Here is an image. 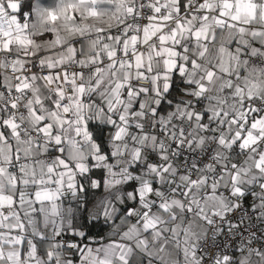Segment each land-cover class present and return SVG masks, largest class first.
Returning <instances> with one entry per match:
<instances>
[{"label":"clouds","instance_id":"9594fccd","mask_svg":"<svg viewBox=\"0 0 264 264\" xmlns=\"http://www.w3.org/2000/svg\"><path fill=\"white\" fill-rule=\"evenodd\" d=\"M21 2L27 3L28 0ZM189 2L193 8L199 7V0ZM256 2L264 6V0ZM138 5L139 0H111V6L104 10L102 16L82 21L90 26V31L85 32L83 38L66 31L63 20L47 26L48 29H57V34L64 42L63 48L56 46L54 41L49 42L47 29L43 36L39 35V25L33 29L36 21L34 18L29 19L32 14L26 12L24 22L28 23L30 32L38 33L35 39L39 48L33 46L25 50L14 47L13 52L21 59L26 51L37 52L35 59L42 58L47 63L50 58L54 65L53 71L59 69L62 73L71 55L67 49L73 44L77 51L84 48L85 57L97 50L102 51L104 42L115 49L117 41L107 40V36L122 35V25L132 21V17L126 15V9ZM5 11L8 9L5 8ZM183 19L182 15H174L171 21L161 25V31H157L156 27L159 22L152 21L153 27L149 29L148 35H155L156 39L151 40L145 48L142 38V46L137 49V54L141 51L147 54L153 44L158 48L165 47L160 44L159 37L166 36ZM262 23L257 19L252 26L255 28ZM97 29H103V35L97 34ZM223 32L227 36L228 30L223 29ZM90 42H95V46H90ZM152 55L150 71L143 68L141 71L144 74L139 75L135 65L131 69L125 67L111 78L113 83L109 84L106 80L95 93L86 92L88 99L79 100L68 113L55 109L60 120L50 115L52 109H47L44 114L49 116L52 123L49 135H42L38 131L39 121L26 114L20 120V136L10 134L7 140L0 137V166L4 168V173L0 174V192L10 197L16 195L9 180L11 164L24 169L25 175L21 179H29L35 169L36 181L44 178L54 181L41 187L58 194L53 201L44 205L47 209L55 204L58 215L47 216L39 228L33 220L31 226L21 229L19 235L27 242L28 252L23 258L14 255L13 264H50L51 260H55V264H89L98 255L96 248L100 249L99 254H103L108 264H121V254L128 257L136 255L138 259H143L144 264H205L206 258L208 264H264V160L260 159L264 157V139L255 142L249 140L247 146L239 147L233 144V140L236 139L235 133L241 129L231 123L233 115L240 119L245 111L242 99L253 107L257 99L264 103V63L257 61L246 67L233 64L231 70L234 75L245 68L249 85L241 93H235L234 90L229 93L225 91L229 78L220 69H216L211 82L207 81V73L214 70V62L209 63L207 58L197 70V77H190L189 69L184 77L174 78L169 69L176 57L157 56L155 52ZM60 57L66 58L65 65L57 62ZM8 59L7 53L0 54V64ZM117 59L124 60L127 65L129 57ZM29 60L33 58L29 57ZM72 65H75L74 60ZM68 67L70 70L71 65ZM25 71L31 73L34 69L29 67ZM24 74L8 73V82L14 86V77ZM165 75L169 79H164ZM176 76L179 77V74ZM189 78L194 79L195 87H184L182 80ZM173 79L175 87L166 90V85H171ZM121 81L128 89L127 95L123 87H116V83ZM87 83V76L76 77L77 85ZM201 83L206 84L207 92L200 93ZM232 83L243 86L244 77ZM38 84L46 85L49 89L47 96L43 91L40 95L51 99L60 81L54 78L53 83L33 82V88ZM63 87L67 96L71 85ZM177 89L185 95L177 96ZM188 95H192L193 99L188 100ZM198 99L204 108L198 109ZM11 102V96H3L0 107ZM16 103L23 107L26 101L17 100ZM20 107L16 110L18 120L21 116ZM208 110L210 115L206 123L197 118L198 112L202 115ZM217 112L229 114L228 117H219L223 124L218 122ZM65 119L71 123H63V127H60ZM85 121L90 124L88 131L84 128ZM77 128L80 129L79 135L76 133ZM253 132L254 136L261 137L264 123L257 125ZM117 134L119 140L115 138ZM90 135L93 139H89ZM57 136L61 138L60 144L55 143ZM37 143L40 147L36 146ZM101 144H106L108 152L99 150ZM16 152L19 153V160L12 164ZM111 152L116 153L112 161L107 158ZM238 155L241 163L233 168ZM61 158L66 161V167L60 165ZM114 164L119 171L113 167ZM49 168L54 171L49 172ZM101 170L103 180L100 179ZM133 180L137 185L135 193L140 196L139 202L131 189L126 190ZM153 184L156 187L150 192L149 188ZM237 188L243 194L237 193ZM32 190L31 186L21 187L24 202L21 213L30 207L28 201ZM246 196H250L247 203ZM89 201L91 203H87ZM145 204H164L167 210L150 207L145 216ZM85 206L88 207V225L83 229L74 228L73 224H84L82 214ZM16 213L17 208L14 206L0 208V216L12 217L11 220L3 221L5 235L10 224L19 223ZM233 216L240 221L239 227L244 229L243 232L239 231L236 221L230 219ZM29 219L33 218H25L26 224ZM146 222L149 225L147 231ZM33 228L37 230L33 232ZM54 229H59L66 236L81 231L85 234L90 232L91 235L87 241L81 237L80 250L73 248L69 251L68 245L76 242L61 241L64 246L57 248ZM41 233L46 241L40 240ZM113 240L123 242L126 247L117 249L110 246ZM32 244L36 245L34 252ZM88 247H92L90 254L87 252ZM206 249L214 250L215 256ZM9 250L19 253L20 247L5 248L3 264H8ZM48 251L52 253L51 257L45 255ZM233 252L237 255L233 256ZM226 254L227 261L224 259Z\"/></svg>","mask_w":264,"mask_h":264},{"label":"snow or ice","instance_id":"6c2138e0","mask_svg":"<svg viewBox=\"0 0 264 264\" xmlns=\"http://www.w3.org/2000/svg\"><path fill=\"white\" fill-rule=\"evenodd\" d=\"M177 7H169V5H176ZM111 6V0H28L27 3H22L21 0H0V54L7 53L9 59L0 64V99L3 96H11L12 102L5 103L3 107H0V137L7 140L8 136H20L21 133L18 129L21 127L20 120H23L24 115L34 116L39 121L38 131L42 135H49V129H52V123L49 116L44 113L47 109L53 111L50 115L55 116L57 120H60V116L54 111L55 109H62L64 113H68L72 106H75L79 100H86V92L95 93L107 80L109 84L113 83L111 78L116 77L119 71L127 68H132L135 65V69L139 75L144 73L141 69L146 68L150 71V63L153 59L152 53L155 52L157 56L161 55H174L176 59L172 61V68L169 71L173 72L174 78H182L191 69L190 77L195 78L199 75L197 72L201 67V63L205 62L206 58L209 63L214 62L213 71L207 73V81L211 82L216 75V69L223 71L224 75L229 78L228 85L225 89L226 92L241 93L249 85V80L245 75V68H241L239 74L234 75L232 72V66L235 64L239 67L243 64L245 67L251 64H256L257 61L264 63V23L253 28V21L259 19L264 22V6H260L256 0H199V7L193 8L189 0H139L138 6H129L126 9V15L132 17L127 25H122V35L107 36V40L115 39L117 41L116 48L113 49L109 43L104 42L103 50H97L91 55L84 56V48L81 47L77 51L75 45L68 47L67 51L71 54L67 58V65H65V57L58 58L57 62L65 65V70L61 73L59 69L53 71L54 65L49 58L46 63L44 59H35L37 52H25L24 58L21 59L19 55L13 52V48H23L25 50L32 48L33 46L39 48V44L36 42L35 37L38 35L35 31H29L28 23L24 22L25 13H31L29 19L34 18L36 23L33 24V29L39 25L41 32L39 35L43 36L44 30L48 31L49 42H53L56 46L63 48L64 42L60 35L57 34V29L54 27L48 29L47 26L55 25L59 20L64 21L65 30L78 34L81 38L84 37L85 32L90 31V26L83 24L82 21L88 18H98L104 14V10ZM5 8L8 11H5ZM146 13V15H145ZM174 15H182L184 19L177 22L175 27L167 33L159 37L163 48H158L155 44L148 50L147 54L141 51L137 54V49L141 48V39L143 38V47L147 48V45L151 40L156 39L155 35L149 36L148 32L153 27L152 21H158L156 25L157 31H161V25L172 20ZM134 24V26H132ZM223 29L228 30L227 36L224 35ZM103 29H97V34L103 35ZM187 33V35H185ZM90 46L94 47L95 42H90ZM129 57L127 65L122 59L117 57ZM32 57L33 60H29ZM75 61V65H72V61ZM167 59L165 63H167ZM19 65V67H17ZM68 65H71L70 70ZM89 65L95 67H89ZM98 65V66H97ZM106 65V67H105ZM6 66V67H5ZM31 67L34 72H26L25 69ZM47 69V70H45ZM25 74L21 77L16 75L14 77L15 85L13 86L8 82V73H21ZM103 73V75H102ZM179 74V77L176 74ZM39 74V75H37ZM88 78L87 84H76V77ZM127 75V73L125 74ZM71 77V79H69ZM244 77V85H233V80H240ZM55 80L60 81V84L56 86L51 99L43 98L40 93L44 92L47 96L49 89L46 85L38 84L36 88H33V82H47L53 83ZM160 77H157L159 79ZM189 78L182 80L184 87H195L194 79ZM164 79H169L166 75ZM264 79V77H262ZM255 84V81L252 82ZM64 85H71L68 89L69 94L66 96L64 91ZM116 87H123L125 89V95L128 94V89L124 82L116 83ZM175 87V80L171 85H166L168 88ZM200 93L208 91L206 84L201 83L199 85ZM250 92V88L247 89ZM26 94V95H22ZM114 94L119 96V93ZM177 96H184L185 94L176 91ZM32 97V99H27ZM175 99V97H172ZM188 100H192L193 96L188 95ZM17 100L26 101L23 107L18 106ZM243 108L241 118L238 119L235 115L231 118L232 124H237L241 131L235 133L236 139L233 140V144L239 147H245L249 144V140L254 142L258 139H264V133L261 137L254 136L253 130L257 129V125L264 123V103H261L260 99L255 101V107L252 104L242 99ZM45 105L46 107H40ZM20 107L21 116L17 119L16 110ZM139 107V105H137ZM198 109L204 108V105L197 100ZM249 114L251 116L249 117ZM210 110L204 111L202 115H197V118L203 122H207L209 119ZM223 115L228 117L227 112H217V120L223 124V121L219 120V117ZM122 120L123 117H120ZM63 123H71V121L65 119L61 123L60 127H63ZM85 131H88L90 124L85 121ZM77 135L80 133V129H76ZM119 140V134L115 137ZM89 139H93L90 135ZM61 138L56 137L55 143L60 144ZM223 143V140H221ZM40 147L39 143L36 145ZM99 150L108 152L106 144H101ZM116 153L111 152L108 155L110 161L113 160ZM264 160V157L260 158ZM19 160V153L16 152L12 158V164ZM61 166L66 167V161L61 158L59 161ZM241 163L239 155L236 162L232 165L233 168ZM113 167L116 171H119L118 166L115 164ZM49 172H53L54 169L49 168ZM137 171V169H133ZM10 185L15 188L16 195L10 197L5 192H0V208H5L6 205L14 206L17 208L16 218L18 224H10L7 228V235H5V229L3 227L4 220H11V216H0V264H3L5 259V248L20 247L19 253H14L11 250L7 253L8 264H13V256L18 255L23 258L25 253L28 252L27 242L23 236L19 235L21 229L31 226L33 220H35L37 228L40 227L42 220L47 216L58 215V209L55 204H52L49 208H45L44 205L53 201L58 194L53 193L51 190L41 187L45 183H54V181L47 178L39 181L35 180V169H33L32 176L29 179H21L25 175L24 169L19 167L9 166ZM4 173V168L0 166V174ZM239 175V173H237ZM100 179L103 180V171L101 170ZM22 186H31L32 193L29 196V209L26 212L21 213V209L24 206L23 193L21 192ZM156 185L153 184L149 191L151 192ZM137 188L136 182L133 180L128 185L126 190L131 189L136 194L137 202L140 200L138 193H135ZM87 192L88 189H85ZM237 193L243 194L240 188L235 190ZM153 199H155L153 197ZM250 196L245 197L247 203ZM91 203V201L87 202ZM145 208V216L148 215V210L162 208L167 210V205L153 204L149 206L143 205ZM71 212V209L68 210ZM84 218L83 225L73 224V227H79L81 229L87 227L88 221V207L85 206L82 214ZM29 219L27 224L25 218ZM231 220L236 221V225L240 232L244 229L239 227L240 221L236 216L230 217ZM55 223V221L53 222ZM63 223V221H61ZM33 228V232L37 230ZM149 228L148 223H145V230ZM56 232L55 245L57 248L65 243L73 241L68 245L69 251L73 248L80 250V239L83 237L84 241L88 240L91 233L85 234L81 231L79 234H73L66 236L59 229H54ZM246 234V233H245ZM40 240L46 241V237L41 233ZM50 243V242H49ZM235 244V241H233ZM117 249H123L126 245L118 240H113L112 245ZM264 247V245H262ZM31 248L33 252L36 249V245L32 244ZM215 256V251L212 249H206ZM131 251V249H129ZM87 252L92 253V247L87 248ZM98 255L93 257V261L89 264H108L103 258V254L100 253V249L96 248ZM84 253L82 252L81 255ZM45 255L51 257L50 251ZM233 256L237 255L236 252L232 253ZM79 259L80 257H76ZM225 261L228 259V255L224 256ZM121 264H144L143 259H138L136 255L128 257L121 254L119 257ZM50 264H55V260H51ZM205 264H208L207 258Z\"/></svg>","mask_w":264,"mask_h":264}]
</instances>
